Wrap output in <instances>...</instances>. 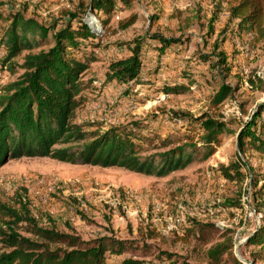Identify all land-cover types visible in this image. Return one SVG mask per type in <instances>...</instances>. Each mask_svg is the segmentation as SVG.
Listing matches in <instances>:
<instances>
[{
    "label": "rangeland",
    "instance_id": "1",
    "mask_svg": "<svg viewBox=\"0 0 264 264\" xmlns=\"http://www.w3.org/2000/svg\"><path fill=\"white\" fill-rule=\"evenodd\" d=\"M101 1L0 0L2 16L46 28L43 50L69 24L83 22L97 33L73 51L92 55L73 121L99 134L128 130L157 151L198 142L206 120L223 123L228 138L220 137L206 161L162 178L50 157L8 159L0 165V205L25 208L39 225L83 240L107 236L129 246L107 253L102 264L131 254L148 264H264V152L235 144L264 105V39L237 29L229 0H111L104 26L92 11ZM5 24L0 20V36ZM138 46L137 78L109 80L110 64ZM26 53L8 56L0 41V94L23 73ZM220 90L226 97L214 104ZM2 214L0 224L8 220ZM215 248L227 250L214 257Z\"/></svg>",
    "mask_w": 264,
    "mask_h": 264
},
{
    "label": "trees",
    "instance_id": "2",
    "mask_svg": "<svg viewBox=\"0 0 264 264\" xmlns=\"http://www.w3.org/2000/svg\"><path fill=\"white\" fill-rule=\"evenodd\" d=\"M230 20H237L239 31H248L264 39V0H229ZM114 5L104 0L93 5L101 24ZM0 41L8 56L26 50L23 73L8 84L0 94V165L8 159L21 157H50L75 165L118 167L146 176L162 178L192 163L211 157L220 146V137L228 138L225 125L217 120L202 122L203 132L198 142L183 143L166 151H157L136 143L128 130L113 128L103 133L87 131L74 122L83 98L81 74L91 62V56L74 54L81 41H93L97 33L85 23L76 22L54 32L47 50V30L35 19L18 14L2 16ZM128 22V21H127ZM98 43V42H94ZM132 56L110 64L108 79L128 82L140 71V46ZM226 97L220 90L213 97L217 104ZM264 105L238 132L236 147L245 150L246 142L254 150L264 152ZM253 125V126H252ZM167 146L169 138L163 140ZM0 264H102L107 253H119L129 246L103 236L83 240L74 232H62L54 227L39 225L25 211L0 205ZM193 231V230H192ZM191 230H188L190 233ZM148 247L147 245H145ZM133 251L138 246H131ZM227 248L209 250L218 257ZM236 264H241L236 259ZM118 264H148L136 254L123 258Z\"/></svg>",
    "mask_w": 264,
    "mask_h": 264
}]
</instances>
